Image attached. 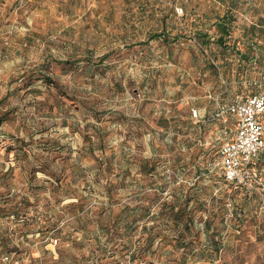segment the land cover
Returning <instances> with one entry per match:
<instances>
[{"label":"rangeland","instance_id":"1","mask_svg":"<svg viewBox=\"0 0 264 264\" xmlns=\"http://www.w3.org/2000/svg\"><path fill=\"white\" fill-rule=\"evenodd\" d=\"M260 18L264 0H0V264H264V190L216 167L219 107L264 94ZM174 193L198 199L178 225Z\"/></svg>","mask_w":264,"mask_h":264},{"label":"built area","instance_id":"2","mask_svg":"<svg viewBox=\"0 0 264 264\" xmlns=\"http://www.w3.org/2000/svg\"><path fill=\"white\" fill-rule=\"evenodd\" d=\"M235 117V130L220 146L216 167L227 183L245 190L264 189L255 165L264 154V94L219 107L216 116Z\"/></svg>","mask_w":264,"mask_h":264},{"label":"trees","instance_id":"3","mask_svg":"<svg viewBox=\"0 0 264 264\" xmlns=\"http://www.w3.org/2000/svg\"><path fill=\"white\" fill-rule=\"evenodd\" d=\"M229 21H230V19L226 15L220 21H218V23H217L218 30L220 32H222L221 37H219V39H218L219 42H221V43L224 42L225 38L229 37V32L230 31H229V28L227 27V23ZM250 31L252 32V35H251V39L252 40L257 39V41H259L261 39V36H262L263 37L262 39L264 41V18H260L258 24L253 26ZM257 33H259L260 37L257 36ZM158 37H159L158 33H154V34L151 35V38H154V39H156ZM205 39H209V37H205ZM258 45H259L258 43H252L251 46H250L251 48H249L248 51L245 54L242 55V58L250 60L249 58L254 53V50H256L254 47L257 48ZM262 49H263V53H257L256 54L258 56V58L256 57V61L260 62V64L263 63V65H264V46H263ZM255 95H257V94H255ZM255 95H252V96H250V97H248L246 99H243V100L246 101V100L252 98ZM226 116L228 118H230L231 121L233 122V129H230V132L233 133L234 130H235V121H236V119H235L234 116L229 115V114L226 115ZM218 152H219V150H218ZM263 165H264V154H262L260 161L255 165V169L257 171L258 178L264 185V176H263V173H262L263 172V169H262ZM146 167L148 168V166H146ZM154 170H155V168L152 167L151 169L145 170L144 172L146 174H150V173H153ZM220 175H221V179L223 180V182L225 184L231 185L232 187H234L236 189H241L243 191H246L247 193H255L256 190H264L261 187H259L258 185H254V187L251 190H245L244 188H240V187L236 186L235 184L227 183L224 180V175H223V172H221V171H220ZM197 184H199V180L197 181ZM180 196H181V194L174 193L172 195V197H173L172 202L170 204H168V205H170L169 210H168L169 217H172L173 222L175 224H177V225L179 223L183 222L184 218L186 217V214L188 213L189 203L191 201H198L196 195H194V196L187 195L186 198H185L186 200L183 203L182 197H180ZM176 207H178L177 211H175ZM190 226H191V221H186L185 227L186 228H190ZM53 229H55V228H53ZM56 232H59V231H56ZM152 241H153V239L151 237L147 238L145 240V243H146L145 247H150L152 245ZM177 243L178 244H184V243H182V239L181 240L178 239ZM215 246H216V244H215ZM217 252H219V250H217Z\"/></svg>","mask_w":264,"mask_h":264}]
</instances>
